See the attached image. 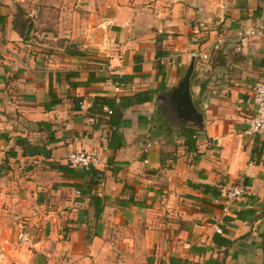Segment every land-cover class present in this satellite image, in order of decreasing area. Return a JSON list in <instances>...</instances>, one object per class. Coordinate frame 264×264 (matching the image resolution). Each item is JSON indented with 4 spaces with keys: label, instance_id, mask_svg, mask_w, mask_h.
I'll return each instance as SVG.
<instances>
[{
    "label": "crops",
    "instance_id": "crops-1",
    "mask_svg": "<svg viewBox=\"0 0 264 264\" xmlns=\"http://www.w3.org/2000/svg\"><path fill=\"white\" fill-rule=\"evenodd\" d=\"M47 4L63 48L44 53L20 32L37 12L0 0V264H264V132L243 135L264 0ZM190 67L201 126L171 98ZM165 126L194 130L193 150ZM75 151L100 167L69 168ZM237 184L223 213L218 190Z\"/></svg>",
    "mask_w": 264,
    "mask_h": 264
},
{
    "label": "built area",
    "instance_id": "built-area-1",
    "mask_svg": "<svg viewBox=\"0 0 264 264\" xmlns=\"http://www.w3.org/2000/svg\"><path fill=\"white\" fill-rule=\"evenodd\" d=\"M247 36L249 38L260 39L264 36V27L259 26L257 29L251 30ZM197 55L193 54V58ZM202 59H207L206 53L198 55ZM161 64H167L171 68L179 65L177 56L171 55L164 59ZM123 85L120 84L115 87L116 92H120ZM245 103L248 108H253V115L249 118L248 123L243 131V135L253 137L264 132V80L257 82L251 89L250 94L247 96ZM108 114H111L109 109H105ZM195 138V136L193 137ZM66 162L68 167L81 171H90L98 169L101 161L98 153L95 151H75L67 155ZM246 193L244 184H237L233 186L221 187L218 190V196L223 203L222 212L226 213L227 207L232 203L240 200ZM78 194V192H76ZM221 233L220 229H216Z\"/></svg>",
    "mask_w": 264,
    "mask_h": 264
},
{
    "label": "rangeland",
    "instance_id": "rangeland-1",
    "mask_svg": "<svg viewBox=\"0 0 264 264\" xmlns=\"http://www.w3.org/2000/svg\"><path fill=\"white\" fill-rule=\"evenodd\" d=\"M26 1V12L25 16H28V13H32L35 10L38 14L36 19V26L38 29L31 28L28 26V21L30 22V18L26 20V25H23L21 33L25 30L27 32V40L30 44H32L37 49H40L44 53H48V51H57V45L62 47L59 41L55 42L57 45H52V34L56 33L55 30L50 28V23H55L54 21L58 17V13L55 8H51L47 3H56L58 0H25ZM73 1V0H72ZM28 28V29H26ZM51 29L53 33H49L48 29ZM40 39V41L38 40ZM63 48V47H62Z\"/></svg>",
    "mask_w": 264,
    "mask_h": 264
},
{
    "label": "water",
    "instance_id": "water-1",
    "mask_svg": "<svg viewBox=\"0 0 264 264\" xmlns=\"http://www.w3.org/2000/svg\"><path fill=\"white\" fill-rule=\"evenodd\" d=\"M191 67L172 91V103L174 104L177 117L184 123H192L201 126V114L194 107L189 94V78Z\"/></svg>",
    "mask_w": 264,
    "mask_h": 264
},
{
    "label": "trees",
    "instance_id": "trees-1",
    "mask_svg": "<svg viewBox=\"0 0 264 264\" xmlns=\"http://www.w3.org/2000/svg\"><path fill=\"white\" fill-rule=\"evenodd\" d=\"M21 25H26V20L23 21L21 23ZM75 55H79L80 53H74ZM98 101V100H97ZM110 110H111V113L112 115L111 116H115V114H117V109L110 106ZM117 116V115H116ZM165 132H169L170 134H175L177 137H180L184 140V144L185 146H187L188 150H193L194 148V145H195V140L193 138V135L195 134V131L192 130V129H189V128H181L179 129L178 131H168L166 130V126L165 128L163 129ZM168 133V134H169ZM17 143L20 145V146H25L26 144V141H22V140H18ZM28 151V150H27ZM31 151V153H34V154H38V151L36 150V148H33L32 150H29ZM24 154H25V150H24ZM70 168V167H69ZM64 169V168H62ZM96 216H99V211L96 213ZM170 262L171 263H175L177 262L178 264L181 263V264H188L186 261H183L181 262L179 259H170Z\"/></svg>",
    "mask_w": 264,
    "mask_h": 264
}]
</instances>
